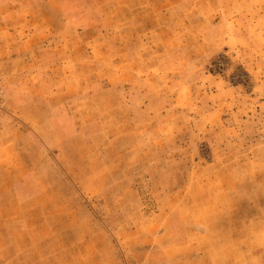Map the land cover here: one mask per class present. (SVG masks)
Masks as SVG:
<instances>
[{
	"label": "rangeland",
	"instance_id": "374dc122",
	"mask_svg": "<svg viewBox=\"0 0 264 264\" xmlns=\"http://www.w3.org/2000/svg\"><path fill=\"white\" fill-rule=\"evenodd\" d=\"M0 163L51 264H264V0H0Z\"/></svg>",
	"mask_w": 264,
	"mask_h": 264
},
{
	"label": "crops",
	"instance_id": "0c3cea01",
	"mask_svg": "<svg viewBox=\"0 0 264 264\" xmlns=\"http://www.w3.org/2000/svg\"><path fill=\"white\" fill-rule=\"evenodd\" d=\"M0 166L4 165L0 163ZM21 178L13 174V168H10L9 165L0 171V214L1 217H4H2L3 223L0 227V249L2 251L10 249L8 254L1 252V257H11L9 260L7 259L8 262H18L21 260L20 262L24 264H51V253H47L43 248H49L48 241L52 233L48 232L43 237L40 235L41 229L37 225L38 220L34 219L33 215H31L34 213V210H37V205L35 207L34 202L30 206L27 205L29 201H36L38 196H35L34 193H28L30 196L21 195L18 188ZM43 220L46 222L48 219ZM229 223L230 227L227 226L226 222L224 224V233L233 231L230 239L227 238L230 241L225 243L229 244L227 246L230 248L229 253L233 252V249L236 251L238 247H253L250 241L248 243L242 239L244 234L242 237L240 235V233L248 232L250 229L246 225L243 227L242 224L241 227L239 226L235 229L234 225L231 222ZM27 248L31 250H24ZM11 249H14L13 252Z\"/></svg>",
	"mask_w": 264,
	"mask_h": 264
}]
</instances>
